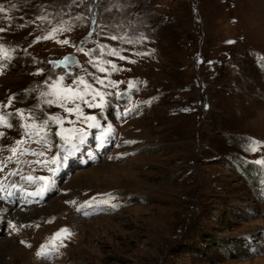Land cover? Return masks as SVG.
<instances>
[{
  "label": "rangeland",
  "instance_id": "374dc122",
  "mask_svg": "<svg viewBox=\"0 0 264 264\" xmlns=\"http://www.w3.org/2000/svg\"><path fill=\"white\" fill-rule=\"evenodd\" d=\"M0 6V105L13 98L0 107L13 125L0 127L6 163L0 264H264V166L254 163L264 159V0H0ZM53 28L67 30L37 41ZM68 54L78 60L73 67L60 63ZM61 76L60 88L83 93L73 83L83 78L105 93L104 106L45 103L41 93ZM76 104L98 126L65 110ZM17 109L32 119L22 120ZM49 115L63 124L49 121L21 145L24 154L7 161L20 124ZM96 127L99 147L92 144L100 139ZM73 128L88 132L83 138L91 145L59 146L50 157L49 130L58 138L57 131L69 135ZM253 141L260 142L255 152ZM52 157L58 164L44 163ZM247 163L255 165L253 178L240 167ZM13 168L29 193L43 187L40 177L54 183L42 196H27L35 203L10 207L2 190ZM85 207L99 212L88 215ZM60 229L71 235L48 244L57 247L48 259L38 258Z\"/></svg>",
  "mask_w": 264,
  "mask_h": 264
},
{
  "label": "snow or ice",
  "instance_id": "6c2138e0",
  "mask_svg": "<svg viewBox=\"0 0 264 264\" xmlns=\"http://www.w3.org/2000/svg\"><path fill=\"white\" fill-rule=\"evenodd\" d=\"M0 12H5V9L2 6H0ZM38 19L44 20L46 18L45 17H38ZM21 27H23V25H21ZM66 30L67 29H64V28H53L52 31L48 35L43 36V37H37L36 39H37V41L40 39H53L55 33L61 32V31H66ZM3 31H5V29L0 28V32H3ZM110 38L111 39H118V37H115V36H112ZM58 42L62 43V44H68L69 43L68 40H63V41H58ZM228 43H233V41H228ZM78 50L83 51V49H78ZM103 54H104V52H103V48H102L101 49V55H103ZM108 54L113 55V56L117 55L115 50L108 52ZM137 54L138 55H144L141 53H137ZM6 56H7V54L5 53V57ZM120 58L126 59L125 57H120ZM67 59L68 58H65V61L60 62V63L66 62ZM259 59H260L261 63L264 64V57H260ZM91 62L96 64V61H91ZM132 62H134V61H132ZM52 63L56 67L60 66L59 63H56V62H52ZM107 63L110 65V67L112 68L113 71L119 70L116 68V66L114 64H111L110 61ZM97 70L100 72L106 71V69L104 67H100V66H97ZM39 71H42V70H38L37 74H39ZM63 79H64V77H62V76L59 77L52 85L49 86L50 87L49 92H42L41 93V97L44 98L45 103H47L49 105L57 103V104H60L62 106L63 102L66 100H71L73 103H75L76 100H80L84 104H86L88 107H100V108H102L104 106V103H105L104 97L106 94L99 91V90L93 89L91 85H89L87 82H85L83 80V78H78L77 81L73 82L74 84L79 83V84L84 86V92L83 93H81L79 91V89H75L71 86L60 88V85H61ZM97 83L104 85V81L101 80L100 78H97ZM113 86H115V85H113ZM129 86L130 87L133 86L131 82H129ZM69 94H71V95H69ZM49 96H54L55 99H48L47 97H49ZM85 96H91V100L85 99L84 98ZM97 97H99L98 103L96 102ZM12 99L13 98L10 97L8 104L0 105V107H3V108L10 107L11 103H12ZM65 110L68 111L70 114L74 112L78 117H82L85 123H87L89 121L93 122V123H88V127L98 126V125H95V123H94L95 119H96L94 116H84L83 112L80 110L79 104H76L74 109L65 108ZM185 111H187V109H185ZM9 115H11V114H7V113L6 114H0V127H7V128L13 127V125L8 122L7 117ZM16 115H19L22 120L23 119H32L30 116L25 118L24 114H23V110H20V109L16 110ZM49 121H52V122L56 123L57 125L63 124V118H61L59 116H52V115H49L47 120L43 121L42 123H37V122L33 121L30 124L29 123L22 124L21 127L24 129V132L22 133V138L20 140L16 141L15 146H12L9 148V151L12 153V155L7 157L6 160L11 161L14 157L17 156L18 153L24 154V152L26 150L21 148V145L25 143L24 137L30 138L31 135L40 136L41 132H43L44 129L47 128ZM30 129L32 130L31 133L29 132ZM67 131H69L70 133L80 132V130L76 129V128L69 129ZM56 135L61 137V139L64 141L65 146H68L69 148H71L72 140L75 138L74 135H65L63 129H61V131H57ZM3 136H4V133L0 132V137H3ZM126 143H134V141H126ZM259 146H260V142L253 141L252 145H250V147H249V150L255 152V151H257ZM39 155L42 156V155H44V153L41 152V153H39ZM58 162H59V157H52L50 161H45L44 163H46V164L47 163L58 164ZM254 163L261 165V166H264V159H258L256 161H254ZM3 167H6V163H5V161H0V171L3 170ZM50 171L53 173V176H54L56 169L53 168V169H50ZM11 174L15 175L16 173L13 172ZM27 179L29 181H31L32 177H27ZM39 179L44 181L43 187L39 188L35 192L28 193V195L42 196L44 194V192L48 190L50 184L54 183V181L50 180V178H48V177H40ZM262 183H264V181H262ZM9 195H11V193H9ZM0 199H3V197H0ZM66 203L74 204L75 202L74 201H66ZM105 203H107V201H105ZM86 205H87V202L84 206H86ZM84 206H81V207H84ZM112 207L115 208L116 205H112ZM77 210L79 211L80 208H78ZM70 235H71V233L69 232L68 229H60V231L55 233L54 236L50 239L49 243L51 244L52 241H54L58 238L59 239H65V238L69 237ZM22 243H23V241H22ZM55 251H57V247L54 244H52L51 248H49V245H41V247L37 251L36 255L38 258L48 259L50 257V255Z\"/></svg>",
  "mask_w": 264,
  "mask_h": 264
},
{
  "label": "water",
  "instance_id": "95a60500",
  "mask_svg": "<svg viewBox=\"0 0 264 264\" xmlns=\"http://www.w3.org/2000/svg\"><path fill=\"white\" fill-rule=\"evenodd\" d=\"M65 58H68L66 62L63 63V66L65 67H73L78 63V60L73 54H68L63 57V61H65Z\"/></svg>",
  "mask_w": 264,
  "mask_h": 264
},
{
  "label": "trees",
  "instance_id": "16d2710c",
  "mask_svg": "<svg viewBox=\"0 0 264 264\" xmlns=\"http://www.w3.org/2000/svg\"><path fill=\"white\" fill-rule=\"evenodd\" d=\"M10 116L11 115H9L8 117H10ZM240 165H241L240 167L244 169V172H246L245 175H247L248 177L253 178V172L252 171L254 170L255 165H252L250 163H247L245 165H243V164H240Z\"/></svg>",
  "mask_w": 264,
  "mask_h": 264
},
{
  "label": "bare ground",
  "instance_id": "6f19581e",
  "mask_svg": "<svg viewBox=\"0 0 264 264\" xmlns=\"http://www.w3.org/2000/svg\"><path fill=\"white\" fill-rule=\"evenodd\" d=\"M262 262H264V259H263V261Z\"/></svg>",
  "mask_w": 264,
  "mask_h": 264
}]
</instances>
